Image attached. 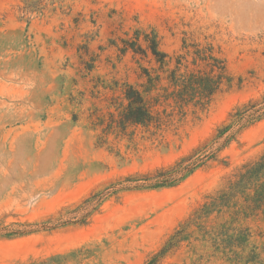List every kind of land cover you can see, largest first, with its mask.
<instances>
[{"label":"rangeland","instance_id":"obj_1","mask_svg":"<svg viewBox=\"0 0 264 264\" xmlns=\"http://www.w3.org/2000/svg\"><path fill=\"white\" fill-rule=\"evenodd\" d=\"M216 62L230 88L181 113L174 75ZM152 86L160 129L94 127ZM254 103L264 0H0V264H264V119L177 183L135 188Z\"/></svg>","mask_w":264,"mask_h":264},{"label":"trees","instance_id":"obj_2","mask_svg":"<svg viewBox=\"0 0 264 264\" xmlns=\"http://www.w3.org/2000/svg\"><path fill=\"white\" fill-rule=\"evenodd\" d=\"M157 46L156 38H153L151 41V51L155 58L159 62H162L165 55L158 51ZM132 47H135V44L132 45ZM215 64L213 65L210 74H190L184 78L176 77L174 75L172 83L176 87H179V90L173 94V101L181 113H184V110L188 108L191 103H195L197 107H200L203 110L206 109L218 93H221L225 87L230 88L232 80L229 78L226 69L224 67H219L217 62ZM153 87L154 86L150 87L149 90L146 91L148 96H145L143 92L134 87H128L125 91L126 106L119 114L118 119L115 120L112 118L109 122H106L102 116L96 114L94 127L97 129H103L102 132L104 135L117 130L124 133L130 126H141L143 128L154 127L160 129L162 125L168 122L167 117L170 115H165L164 112L157 110L161 96L160 94L156 98L151 96V92L155 90ZM166 100L168 101L169 98L166 97ZM234 117L235 120L233 124L221 129L211 142L197 149L186 165H179L168 173H157L155 176L145 177L144 182L146 185L142 184L140 186H135V188H159L171 186L177 183V175L184 174L182 176V178H184L186 174H190L197 167L203 166L207 161L215 159L218 154L227 147L234 136L233 134L235 131L237 132L238 127V130H241L264 119V104H250L243 110H240ZM103 137L104 136H101L102 143H104ZM257 167L258 170L264 169V158ZM168 174L169 178H166ZM248 176L249 174H245L243 178H247ZM130 182L134 183L137 181ZM94 199L95 196L93 195L92 198L85 200L84 203H91ZM86 209L89 208L87 207ZM87 215H85L84 218H86ZM177 241L178 239L172 241L168 250H172L177 244Z\"/></svg>","mask_w":264,"mask_h":264}]
</instances>
